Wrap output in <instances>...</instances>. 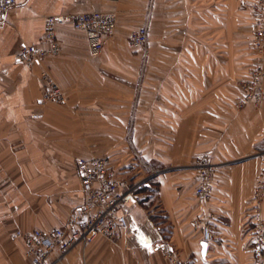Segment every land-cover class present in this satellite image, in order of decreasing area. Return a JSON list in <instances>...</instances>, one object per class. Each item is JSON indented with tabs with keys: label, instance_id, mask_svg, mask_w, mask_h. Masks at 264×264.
<instances>
[{
	"label": "crops",
	"instance_id": "0c3cea01",
	"mask_svg": "<svg viewBox=\"0 0 264 264\" xmlns=\"http://www.w3.org/2000/svg\"><path fill=\"white\" fill-rule=\"evenodd\" d=\"M16 1L0 22V264H32L15 233L65 228L84 206L77 161L91 157H109L122 171L141 160L163 172L141 203H124L118 242L99 236L60 264H172L168 254L191 264H254L264 102L238 108V81L257 62L244 7L252 0ZM87 12L118 19L99 57L66 24L57 27L58 57L32 68L17 61L24 45L43 46L48 17ZM144 25L146 57L129 45ZM43 71L66 105L42 102ZM203 154L219 165L208 204L196 194L192 168ZM209 212L222 238L210 244L194 226Z\"/></svg>",
	"mask_w": 264,
	"mask_h": 264
},
{
	"label": "built area",
	"instance_id": "2783aa9c",
	"mask_svg": "<svg viewBox=\"0 0 264 264\" xmlns=\"http://www.w3.org/2000/svg\"><path fill=\"white\" fill-rule=\"evenodd\" d=\"M17 6L16 0H0V22L8 18L11 10ZM252 19V50L257 56V62L246 79L238 81L241 98L239 109L247 105L258 108L264 102V0L244 2ZM116 15L102 12H87L76 15L50 16L47 19L43 46L24 45L16 59L28 68L42 65L47 59L58 57L62 53L57 27L69 24L75 30L83 32L88 41L89 53L99 57L105 44L113 38L117 31ZM45 45V46H44ZM131 49L140 52L144 57L148 54V28L146 25L132 31L129 37ZM44 86L42 102L44 104L66 105L68 97L60 85L48 71L41 74ZM262 162L260 176L256 182L252 202L255 209L253 227L252 257L254 264H264V152L260 153ZM219 165L213 162L210 154L197 158L192 168L197 172L199 184L197 196L205 203L212 199L215 173ZM86 203L67 221L65 228L53 231L34 230L31 232L17 231L14 238L22 240L27 246V255L32 264H60L66 256L79 246L92 243L99 236L116 243L121 238L122 231L127 226L126 219L120 214L124 203L133 200L142 202V190L154 182L162 174L147 163L138 160L133 167L122 171L113 166L109 157L82 158L77 161ZM143 169L147 173L143 177L133 176L132 170ZM213 212L199 217L194 226L202 231L204 241L213 243L221 241L216 233ZM57 254L50 261V257ZM167 258L172 264H191L190 261L179 262L171 254Z\"/></svg>",
	"mask_w": 264,
	"mask_h": 264
},
{
	"label": "trees",
	"instance_id": "16d2710c",
	"mask_svg": "<svg viewBox=\"0 0 264 264\" xmlns=\"http://www.w3.org/2000/svg\"><path fill=\"white\" fill-rule=\"evenodd\" d=\"M135 52H136V51H135ZM138 53H140V52H138ZM134 175H135V176H134ZM133 176L136 177V178H139V177H140V176H138V173L133 174ZM153 183H154V182H152L150 185H152ZM146 190H147V186H145V187L143 188L142 193H145Z\"/></svg>",
	"mask_w": 264,
	"mask_h": 264
},
{
	"label": "water",
	"instance_id": "95a60500",
	"mask_svg": "<svg viewBox=\"0 0 264 264\" xmlns=\"http://www.w3.org/2000/svg\"><path fill=\"white\" fill-rule=\"evenodd\" d=\"M203 249H204V251L206 250V248H207V244L206 243H204L203 245Z\"/></svg>",
	"mask_w": 264,
	"mask_h": 264
},
{
	"label": "rangeland",
	"instance_id": "374dc122",
	"mask_svg": "<svg viewBox=\"0 0 264 264\" xmlns=\"http://www.w3.org/2000/svg\"><path fill=\"white\" fill-rule=\"evenodd\" d=\"M143 133H146V131H142Z\"/></svg>",
	"mask_w": 264,
	"mask_h": 264
}]
</instances>
